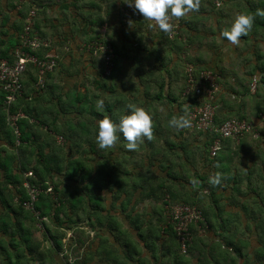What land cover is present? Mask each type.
<instances>
[{"label": "trees", "instance_id": "obj_1", "mask_svg": "<svg viewBox=\"0 0 264 264\" xmlns=\"http://www.w3.org/2000/svg\"><path fill=\"white\" fill-rule=\"evenodd\" d=\"M202 1L216 7L212 0H200ZM32 3L33 0L27 4L25 10H30ZM221 8L220 6L219 9ZM257 9L264 10V0L258 1V7L254 10ZM119 16L121 22L126 23L137 18L136 12L127 8H122ZM25 18L14 26L12 34L0 32V37H7L0 58L13 61V52L20 45ZM9 19L5 16L4 24ZM255 20L254 17V22ZM258 21L259 25L264 24V17L258 16ZM150 23L153 24L152 21H149ZM153 28L164 37V47L177 50L180 65L182 54L187 52L189 46V43L181 42L183 21L179 36L174 39L161 32L155 24ZM100 35L88 44L102 42L106 47L110 44L113 49V68L109 74L106 72L104 59L106 55L102 57L99 52V57H94L96 68L100 64L94 85L106 91L109 85L113 86L122 77L119 67L121 52L114 42ZM138 43L135 53L139 57L142 48L140 42ZM94 51L93 47L90 52ZM160 62L159 73L165 70L170 78L169 90L165 91L167 81L161 74L159 78L147 76V82H142L146 90L147 111L151 113L152 118H158L152 119V139L142 138L134 151L126 149V141L122 136L110 148H98L95 140L98 122L96 118L100 116L102 119L110 113L113 120L114 114L112 104L108 103L106 96L100 98L99 95H93L91 100L90 93L84 94L79 112L80 120H34L38 121V125L29 122L31 115L22 106L23 103L21 104L23 95L17 100L11 111L15 113L22 109L27 118L19 122L21 133L19 152L14 154L8 151L5 156L0 154V167L3 170L0 174V264H55L56 260L59 264V254L65 247L63 239L67 235L66 231H75L81 222L89 225L86 232H96L93 241H99L100 249L95 254L92 252L91 241L86 242L81 238L77 241L78 238L74 234V238H71V243L67 246L71 247L69 250L79 251L78 258L74 262L68 259L65 261L66 264H91L95 255H98L100 261L111 258L113 264H187L185 256L192 251L193 243L190 244L187 254H182L175 226L169 220V208L176 204L195 206L202 211L204 220L191 227L192 233L194 229L209 227L224 233L238 232L241 224L240 214L245 215L249 225L243 226V232L249 229L250 225H255V241L258 246L249 249L247 254L239 252L237 254L243 255L247 264L252 261L264 264V128L258 130L261 133L259 139L250 133L241 137L239 141L223 140V149L216 157L210 156L211 145L218 137L215 131H195L196 141L205 137L203 146L193 145L195 142H191L192 140L188 142L185 139L180 140L185 129L168 127V120L174 116L172 106L174 103L177 105L178 114L186 112L190 115L194 107L201 105V101L195 95H185L186 73L182 74V83V80L173 77V69L167 68L165 62ZM196 67V72L199 73L202 68ZM31 69L33 68L30 67L32 73ZM35 77L37 89H45L46 82L44 87H39L38 78ZM126 77L127 75H124L119 85L127 86ZM262 80L264 82V76ZM131 82V86L136 84L134 81ZM153 85L156 86V92L151 90ZM108 90L112 94L110 97H114L117 91L112 92L113 88ZM1 94L0 127L5 130L7 136H10L9 145L15 147V134L7 124L5 95L2 91ZM232 95L225 100L221 91L218 92L215 100L216 126L231 119H246L230 114L229 109H235V105L238 104ZM117 99L118 107L125 108V105L133 104L135 94L131 92L127 96L117 94ZM98 100L104 102L101 107L102 113L93 107ZM221 102L224 103L223 110L228 108V114L218 109ZM120 111L126 114V109ZM256 113L260 117V114H264V107H259ZM92 117L94 120H91ZM161 117L165 120H160ZM113 121L118 123L119 120ZM171 133L175 136L170 137ZM248 138H251L252 145L248 143L246 147L245 139ZM25 150L32 152L33 156L23 157L21 151ZM198 159L205 163L204 173L199 171L195 163ZM28 173H31V176L27 177ZM216 173L222 174V183L213 186L209 183V177ZM194 175L202 181L200 187L195 186ZM26 183L45 191L39 196L35 206L39 216L23 207V203L29 199ZM103 193L110 195V207L103 206V197L106 196ZM145 199L153 201L151 211L137 210L140 201ZM227 207L236 209V213L227 210ZM118 209L120 213H125L124 221L128 222L129 229H124L122 227L124 221L115 215L114 211ZM43 217L46 220L41 222L39 218ZM130 229L135 233L130 232ZM36 230L43 233L42 239L35 235ZM106 232L111 235L113 241L105 235ZM223 236L225 235L222 234L221 237ZM245 239L250 240V237L246 236ZM245 239L239 241L241 248L247 243ZM47 240L51 242L49 248L44 246ZM232 240L230 235L223 237V242L227 246H233L227 249L231 248L236 253L237 244H233ZM248 246L250 248V243ZM143 250L151 253V259L141 257Z\"/></svg>", "mask_w": 264, "mask_h": 264}, {"label": "crops", "instance_id": "obj_2", "mask_svg": "<svg viewBox=\"0 0 264 264\" xmlns=\"http://www.w3.org/2000/svg\"><path fill=\"white\" fill-rule=\"evenodd\" d=\"M258 1L221 0V9L214 7L211 3L200 2L198 11H190L181 17L184 25V31L181 34L183 40L181 42L189 43L187 48L194 49L193 65L195 69L198 66L202 70L209 69L220 75V91L225 100L229 99L230 94H233L232 97L238 104L235 105V109H229L230 114H233L234 117H244L246 120L252 118L255 120L254 124L262 126L261 129H263L264 120H261L257 113H255L256 117H253L254 108L258 111L259 107H264V82L262 80L264 76V24L259 25L258 16H255L256 10L254 8L258 7ZM30 2L31 0H27L21 6V9L17 10V0H0V32L12 34L14 26L22 22V19L34 8L36 9L35 33L41 39L48 41L50 43L49 51L58 56L57 67L47 76L45 89H37L38 87L35 84L37 74L34 68V70L31 69L34 75L29 67L23 76V100H21V104L23 103L22 106L31 115L29 117L30 123L38 125V121L35 122L34 120H80L79 112L83 105V95L88 93H90L89 98L91 100L93 95H99L100 98L106 96L108 103L112 104L113 120H119L125 114V112L120 111V109L125 108L118 107L117 94L122 96H127L129 92L135 94V99L132 101L133 105L147 110L146 90L145 86H142V82H147V76H157L159 78L160 74L165 77L167 86L170 80L165 70L159 73L160 61L165 62L166 67L170 70L173 69V77L178 78L179 81L182 80L183 83V73L178 65L179 54L177 50L164 47L165 39L162 34L153 27L149 28V20L144 19L142 14L128 7L122 0H33L32 8L25 10ZM122 8L136 12L137 18L130 19L127 23L121 22L119 12ZM242 12L253 14L256 20L253 21L248 34L240 37L239 43L233 45L222 38L220 33L229 30L235 16ZM5 16L10 19L4 24L3 18ZM99 35L114 42L118 51L121 52L119 67L121 68L122 77L113 86L109 85L106 91L96 88L95 85L92 88L84 85L85 82L88 83L91 79L97 80L96 75L100 70V64L96 68L95 56L85 51L83 45L92 42ZM6 41L7 37H0V52L3 50V44ZM138 42H140L142 48L139 57L135 53ZM38 54L43 55L44 52ZM201 54H204V56H201ZM124 75H127V86L125 87L119 85ZM140 76L142 77L141 80ZM254 77L260 79L257 95L250 91V84ZM131 81L136 84L131 86ZM108 88H113L112 92L117 91L114 97H110L112 94L109 93ZM151 90L156 92V86H151ZM1 96L0 91V126L2 125ZM94 105V109L102 113V108L98 107L97 104ZM223 105L224 103L221 102L218 109L222 110V113L228 114V108L223 110ZM172 109L174 115H179L175 103ZM167 111H169V107H167ZM107 117L111 119L112 115L108 113ZM157 118L152 119L157 120ZM161 118L159 119L165 120L163 117ZM100 119V116L96 118V120ZM91 120H94V118L92 117ZM44 129H42L43 132ZM188 131L192 132L189 128L185 129V133L183 137H180V140L185 139L188 142L186 140ZM9 137V135H6L5 130L0 127V154L3 156L8 151H12L14 154L19 152L18 145H15V147L9 145ZM204 139L203 136L196 141L192 136L189 141L195 142L193 144L195 146H203ZM245 141V145L248 147V143L251 144V138L245 139ZM21 155L25 158L33 156L32 152L28 150L21 151ZM195 163L197 167H200H198L199 171L204 173L203 165L205 163L201 159L196 160ZM2 173L3 170L0 167V174ZM194 177L196 186L199 177L196 175ZM227 196H229V193H227ZM142 204L143 207H140ZM152 207L151 200L145 199L142 202L140 201L137 210L151 211ZM227 210L236 213V209L227 207ZM114 212H116L115 215L119 220H125L124 212H121L122 214L120 211ZM127 223L124 221L122 225L124 229L128 228ZM240 223L238 232L235 233H227L226 231L224 233L219 229H211L210 227L194 229L192 233V251L185 256L187 264H247L243 255L239 256L237 252L247 254L249 249L252 250L258 246L255 241L256 230L255 225H250L249 229L243 232V226L249 225L246 222V216L243 214H240ZM130 232L135 233L133 229H130ZM222 234L225 235L223 237L230 235L233 238V244H237L236 253L231 248L227 249V247L233 246H227L223 242ZM105 235L113 241L108 232ZM246 236L250 237V240H246ZM244 239L247 243L245 247L241 248L239 241H244ZM88 241L92 242V252L97 254L100 249L99 241L94 242L93 236ZM120 253H122L121 250ZM141 257L151 259V253L143 250ZM91 264H113V262L111 258L100 261L98 255H95ZM250 264L256 263L252 261Z\"/></svg>", "mask_w": 264, "mask_h": 264}, {"label": "built area", "instance_id": "obj_3", "mask_svg": "<svg viewBox=\"0 0 264 264\" xmlns=\"http://www.w3.org/2000/svg\"><path fill=\"white\" fill-rule=\"evenodd\" d=\"M26 1L17 0V10H20ZM215 2L216 6L220 7L221 3L218 0H215ZM35 18L36 9L32 8L26 15L24 29L20 36V45L13 52V61L10 62L8 59L0 58V90L5 95L7 124L13 130L18 146L21 144L19 122L26 118V115L21 110L14 113L11 109L23 94V76L29 67L34 68L37 72L38 86L44 87L47 76L56 69L58 64V56L49 51L50 43L41 39L35 33ZM152 22L155 24L154 21ZM170 23L173 25V28L167 34L171 39H174L179 36L182 29V21L180 18L172 17ZM93 45L91 44L90 49L94 47V53L99 54L100 52L102 56L106 55L105 57H110L109 62H106V72L109 74L113 68L112 58L114 55L112 47L110 44L106 47L102 42L95 43V46ZM96 45H99V47H96ZM41 52H44V54L39 55L38 53ZM186 66L187 88L185 95H195L201 101V105L194 107L189 115L191 128L202 132L215 131L218 134V137L214 139L210 148L211 157H216L223 149V140L225 139L239 141L241 137L250 133H253L256 139L261 138V133L258 130L262 126H256L254 122L251 123L248 120L231 119L225 121L220 126H216L215 100L220 91V75L209 69H204L197 73L194 65L191 63H187ZM259 83L260 79L254 77L250 84V91L252 93L257 91ZM260 119H264V114H260ZM61 141L60 139L59 142ZM26 176H31V173H28ZM25 187L27 188L29 199L23 203V207L39 216V213L35 210V206L39 196L45 191L40 187H31L28 183H26ZM39 219L41 222L46 220L44 217ZM169 220L175 226L181 253L185 255L192 243L191 227L204 220L203 213L195 206L176 204L169 208ZM38 228H41V224L38 225ZM71 238H73V235ZM65 253L69 254V250L67 249ZM61 256L63 257L64 253Z\"/></svg>", "mask_w": 264, "mask_h": 264}, {"label": "clouds", "instance_id": "obj_4", "mask_svg": "<svg viewBox=\"0 0 264 264\" xmlns=\"http://www.w3.org/2000/svg\"><path fill=\"white\" fill-rule=\"evenodd\" d=\"M212 1L214 4L216 3L215 0ZM218 1L220 2V0ZM122 2L142 14L144 19L154 21L155 26L165 34L169 33L173 28L170 23L172 17L181 19L190 11H198L200 4V0H122ZM255 16L264 17V10L257 9ZM253 21V14L239 13L235 16L230 29L222 31L220 35L231 44L236 45L239 43L240 37L246 36L251 30ZM148 27L152 28L153 24L150 23ZM103 103V100H98L97 106L103 107ZM125 109L126 114L119 118L118 123L107 116L98 120L95 136L98 148H110L122 136L126 141V149L134 151L142 138L152 139L153 120L151 113L143 107L133 104L125 105ZM168 127L187 129L191 127V119L186 112L174 115L168 120ZM222 178V174L216 173L209 177V183L213 186L219 185L222 183ZM72 251L70 250V252Z\"/></svg>", "mask_w": 264, "mask_h": 264}, {"label": "rangeland", "instance_id": "obj_5", "mask_svg": "<svg viewBox=\"0 0 264 264\" xmlns=\"http://www.w3.org/2000/svg\"><path fill=\"white\" fill-rule=\"evenodd\" d=\"M26 6V5H25ZM92 44V43H91ZM94 44V46H95V43H93ZM84 46V48L86 49L85 51H88V52H90V47H91V45H89V44H85V45H83ZM96 47H99V45H96ZM103 52H105V50H103ZM91 53V52H90ZM195 51H194V49H190V48H187V52L185 53V54H182V62H180V65H179V67H180V70H181V72L185 75V73H186V64L187 63H191V64H194L193 62H194V56H195ZM93 56H95V57H99L98 56V54L97 53H91ZM95 54V55H94ZM100 56H102V54H100ZM104 56V55H103ZM102 56V57H103ZM196 56H197V54H196ZM201 56H204V54H201ZM105 59V62H109V60H110V57H105L104 58ZM182 64H183V66H182ZM212 71V70H211ZM84 85L86 86V85H88L89 86V88H92V86L94 85V80H89V82L87 83V82H85L84 83ZM255 95H257L258 94V91H256L255 93H254ZM182 96H183V98H185L186 99V97H184L185 95L184 94H182ZM82 107V106H81ZM256 111H257V109H255L254 108V110H253V113H254V115H253V117H256V115H255V113H256ZM249 122H255V120H253L252 118H250V120L249 119H247ZM189 129L190 130H192V132H190V131H188L187 132V136H186V140H188L189 141V139L192 137V136H197L196 134H197V132H195L196 130H194L193 128H191V127H189ZM173 136V133H171L170 134V137H172ZM175 136V135H174ZM173 136V137H174ZM173 139H176V138H173ZM179 143V142H178ZM199 158V157H198ZM178 159V158H177ZM127 166H128V163L126 164ZM199 167V166H198ZM200 168V167H199ZM104 195H106V196H104L103 197V202H102V204H103V206L106 208V207H110V203H111V198H110V195H108V194H105V193H103ZM138 194V193H137ZM106 197H107V199H106ZM123 197H124V195H123ZM151 204H153V201H151ZM143 207V204L142 205H140V207ZM118 212L120 211L119 209L117 210ZM82 226V227H81ZM89 225H87L86 223H84V222H81V224H80V227L83 229V230H85V231H83L82 229H80V227H78V228H75V231H66L67 232V235L65 236V238L63 239V242L65 243V247H64V249L61 251V253L59 254V259H58V262H59V264H66L65 263V261L66 260H68L69 259V261L70 262H73L74 261V259H77L78 258V253H79V251H72V252H70V248L71 247H68L67 246V244L69 245L70 243H71V237H72V235H76V237L78 238L77 239V241L78 240H80V238L83 240V241H88L89 239L88 238H90L91 236H94V234L93 233H88V232H86V230H87V227H88ZM85 232H86V234H85ZM35 235L36 236H38L40 239H42V235H43V233L42 232H39L38 230H36L35 231ZM90 236V237H89ZM73 238H74V236H73ZM44 246L45 247H47V248H49L50 246H51V242H50V240H47L46 242H44ZM69 250V254H67V253H65L66 252V250ZM62 253H64V256L62 257L61 256V254ZM66 256V257H65ZM63 260V261H62ZM55 264H57V260L55 261Z\"/></svg>", "mask_w": 264, "mask_h": 264}, {"label": "water", "instance_id": "obj_6", "mask_svg": "<svg viewBox=\"0 0 264 264\" xmlns=\"http://www.w3.org/2000/svg\"><path fill=\"white\" fill-rule=\"evenodd\" d=\"M167 89H168V86L166 85V86H165V91H167ZM201 183H202V181H201L200 179H197V184H196V186L199 187Z\"/></svg>", "mask_w": 264, "mask_h": 264}]
</instances>
